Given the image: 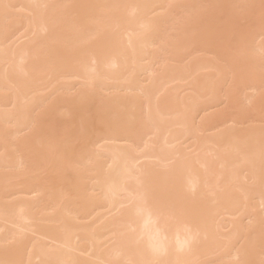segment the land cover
Masks as SVG:
<instances>
[{
  "label": "bare ground",
  "instance_id": "6f19581e",
  "mask_svg": "<svg viewBox=\"0 0 264 264\" xmlns=\"http://www.w3.org/2000/svg\"><path fill=\"white\" fill-rule=\"evenodd\" d=\"M0 264H264V0H0Z\"/></svg>",
  "mask_w": 264,
  "mask_h": 264
}]
</instances>
